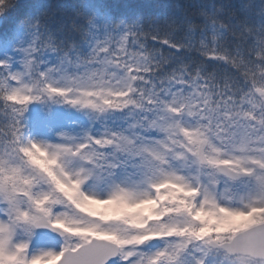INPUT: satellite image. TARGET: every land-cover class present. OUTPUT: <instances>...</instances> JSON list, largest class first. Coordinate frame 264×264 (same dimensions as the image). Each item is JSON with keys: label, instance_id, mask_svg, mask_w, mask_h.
<instances>
[{"label": "snow or ice", "instance_id": "6c2138e0", "mask_svg": "<svg viewBox=\"0 0 264 264\" xmlns=\"http://www.w3.org/2000/svg\"><path fill=\"white\" fill-rule=\"evenodd\" d=\"M0 264H264V0H0Z\"/></svg>", "mask_w": 264, "mask_h": 264}]
</instances>
